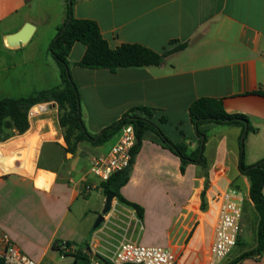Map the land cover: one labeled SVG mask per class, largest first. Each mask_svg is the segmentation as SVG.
<instances>
[{"label":"crops","instance_id":"0c3cea01","mask_svg":"<svg viewBox=\"0 0 264 264\" xmlns=\"http://www.w3.org/2000/svg\"><path fill=\"white\" fill-rule=\"evenodd\" d=\"M65 17L66 0H0V98L27 97L25 61L29 56L25 52L41 45L47 55ZM73 17L96 22L111 48L138 44L162 53L185 44L158 66L114 72L79 67L85 46L73 44L69 70L84 105L81 119L89 134H98L134 108H147L152 124L173 144L187 145L190 152L197 146V136L189 106L209 97L221 99L228 113L248 118L252 130L245 138L244 163L253 165L264 157V97L255 94L264 92V0H78ZM57 69L55 62L53 75L42 77L58 76L55 87L61 85ZM50 106L39 116L27 118L29 128L23 134L0 141V148L20 161L30 150L32 163L30 172H7L0 155V255L1 237L7 235L24 255L40 264H89L91 260L105 264L107 260L93 249L105 255L125 238L166 248L179 264H207L212 197L241 188L246 191L244 202H250L249 181L238 170L242 128L206 125L207 168L189 164L183 173L179 158L148 133L134 157L129 180L120 189L126 201L142 208V218L114 197L111 207L134 211L135 218L101 231L103 221L96 228L94 224L106 194L89 168L95 157L108 153L119 134L101 145L89 139L76 142L74 136L67 141L57 108ZM86 186L94 189L86 192ZM55 242L69 243L71 253L61 255ZM247 243L240 232L233 259L255 249L256 231L253 244ZM238 264H264V254Z\"/></svg>","mask_w":264,"mask_h":264},{"label":"trees","instance_id":"16d2710c","mask_svg":"<svg viewBox=\"0 0 264 264\" xmlns=\"http://www.w3.org/2000/svg\"><path fill=\"white\" fill-rule=\"evenodd\" d=\"M78 0H66L65 21L57 27L56 35L49 44L48 51L55 60L60 70L61 85L51 89L38 91L36 94L25 98H0V141L5 140L15 133L23 134L29 128L27 119L28 109L38 103L54 102L58 109V123L65 130V140L74 136L76 142L91 140L95 145H101L119 134L125 125H132L136 143L131 150V162L128 168L116 172L106 182H102L104 194L112 192L121 203L135 209L139 218H142L143 210L140 206L126 201L120 194V189L129 180L134 157L140 149L142 140L148 133H153L163 148L176 155L180 162V170L183 173L189 164H196L203 170L207 168V162L203 155L207 139L206 128L208 124L231 125L242 128L246 126V134L239 140L238 170L249 181L248 198L257 214L256 247L244 252L228 264H238L243 259L259 255L264 251V157L253 165L244 163L243 141L249 131L252 130L248 118L243 114L228 113L223 107L221 99L203 97L195 100L189 106V118L197 136V146L188 152L187 145L173 144L159 128L150 121L152 112L147 108H134L122 116V118L102 129L98 134H89L83 125L80 110V98L69 70L68 55L75 43L85 46V52L77 63L79 67L86 69H106L111 72L119 68H140L158 66L163 59L173 51L184 49L185 44L177 46L174 50L155 52L138 44H121L116 48L109 47L102 37L99 27L92 20H81L73 17V6ZM255 94L263 96L264 92L256 91ZM205 186L201 193V210L206 209L205 189L208 176L205 173ZM237 243H239V238ZM60 242L54 243V248L59 250ZM69 244V243H67ZM86 261H88L86 259ZM0 264L2 259L0 258ZM105 264H110L105 262Z\"/></svg>","mask_w":264,"mask_h":264},{"label":"built area","instance_id":"2783aa9c","mask_svg":"<svg viewBox=\"0 0 264 264\" xmlns=\"http://www.w3.org/2000/svg\"><path fill=\"white\" fill-rule=\"evenodd\" d=\"M264 57V54H263ZM49 103H38L27 111V118L33 119L46 112ZM136 143V136L132 125L121 128L117 141L112 145L107 154L95 157L90 165V173L101 183L106 182L110 176L129 167L131 150ZM91 186H86V192L91 191ZM264 192V187H263ZM211 228L212 240L207 251V264H221L237 245L240 234V221L244 198L236 190L228 189L215 194L212 199ZM136 213L124 212L115 208L103 217V229L117 226V223L128 224L135 218ZM139 224V221L136 220ZM97 233L93 234L96 239ZM3 252L0 255L2 264H40L24 255L10 240L7 235L1 237ZM94 254L102 255L110 264H179L177 257L168 249L158 246H143L123 238L113 251L103 255L96 249ZM72 246L67 242H60L61 255L69 254ZM93 255V254H92ZM89 264H97L91 260Z\"/></svg>","mask_w":264,"mask_h":264},{"label":"rangeland","instance_id":"374dc122","mask_svg":"<svg viewBox=\"0 0 264 264\" xmlns=\"http://www.w3.org/2000/svg\"><path fill=\"white\" fill-rule=\"evenodd\" d=\"M41 37H39L38 40H40ZM43 38V37H42ZM41 42V41H40ZM39 42V43H40ZM41 44V43H40ZM30 47V46H29ZM27 47V48H29ZM25 55L29 56V59L25 61V96L30 97L38 92L39 89H42L43 87H55V85L58 84L59 78H42L45 74H52L53 75V66L55 64V60L51 56L50 53H47V55L44 54L41 45L38 46L36 49H27L25 52ZM59 70V67L58 69ZM60 71V70H59ZM49 79V84L46 83V80ZM61 79V78H60ZM53 106V108H57V105L54 102H48ZM84 105L80 102V110L81 112L84 110ZM51 107V106H50ZM83 109V110H82ZM58 111V109H57ZM83 113V112H82ZM217 127L219 124H209V129L211 127ZM63 132L65 130L63 129ZM246 142L243 141V152L244 156L246 154ZM22 155V154H21ZM23 157H26V154L22 155ZM245 160V158H244ZM1 172V171H0ZM233 189V188H231ZM236 190V189H233ZM238 191L244 198L246 195V191L239 188ZM247 199V197H246ZM244 209L241 216L240 221V232L241 236H246L249 240V244L247 243V246H250L253 244L255 240V231H256V225H257V214L252 208L250 202L247 200L246 203L244 202ZM206 240V239H205ZM206 243V242H205ZM245 247V246H244ZM238 251L242 250L241 248L237 249ZM264 251L261 252V255L263 256ZM236 255L234 252L231 253L221 264H228Z\"/></svg>","mask_w":264,"mask_h":264},{"label":"bare ground","instance_id":"6f19581e","mask_svg":"<svg viewBox=\"0 0 264 264\" xmlns=\"http://www.w3.org/2000/svg\"><path fill=\"white\" fill-rule=\"evenodd\" d=\"M12 147H14L13 144H12ZM4 148L5 147L0 148V155L2 158V163H3V167H4L5 171H7V172H22V173L30 172L31 164H32L31 163V157H30V150L26 151V157L24 156L22 158L23 160L20 161L17 159L16 154H13L12 152L8 153ZM6 149H8V148H6Z\"/></svg>","mask_w":264,"mask_h":264},{"label":"water","instance_id":"95a60500","mask_svg":"<svg viewBox=\"0 0 264 264\" xmlns=\"http://www.w3.org/2000/svg\"><path fill=\"white\" fill-rule=\"evenodd\" d=\"M15 36H16L15 39L16 38H20L21 41H24V39L26 40V36H25V38L24 37H18L19 35H15ZM245 134H246V126L244 127V131L242 133V138L245 136ZM114 197L115 196H114V194L112 192L106 193L103 209H102L101 213L99 214V216L97 217V219L95 221L94 228H96L103 221L104 215L111 208L112 200H113Z\"/></svg>","mask_w":264,"mask_h":264}]
</instances>
